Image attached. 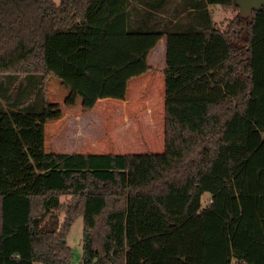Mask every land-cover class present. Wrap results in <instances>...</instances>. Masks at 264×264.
Returning a JSON list of instances; mask_svg holds the SVG:
<instances>
[{"label":"trees","instance_id":"1","mask_svg":"<svg viewBox=\"0 0 264 264\" xmlns=\"http://www.w3.org/2000/svg\"><path fill=\"white\" fill-rule=\"evenodd\" d=\"M246 20L235 0H0V264H70L78 216L82 264H264V7ZM162 38L164 152H47L50 75L123 98Z\"/></svg>","mask_w":264,"mask_h":264},{"label":"rangeland","instance_id":"2","mask_svg":"<svg viewBox=\"0 0 264 264\" xmlns=\"http://www.w3.org/2000/svg\"><path fill=\"white\" fill-rule=\"evenodd\" d=\"M54 2L60 3L61 0ZM231 16L232 13H217L219 26L227 28ZM163 58L165 65V57ZM154 60V65L161 64L160 59ZM130 79L127 81L126 90L128 101L124 103L102 92L101 89H98L99 93L96 89L92 90L89 85L94 88L96 86L85 75H50L45 83L47 152L121 154L164 152L165 97L163 99L160 93L147 89L146 85L140 89L139 80L130 82ZM150 87L152 88L151 84ZM163 93L165 96V87ZM72 103L78 105L77 110L71 106ZM66 106L73 110L69 115L65 114V111L68 112ZM210 196L209 193L203 196V205L209 203ZM69 199L70 196H63L62 202ZM60 218L62 219V216ZM83 232L84 219L83 216H78L67 237L68 245L72 249L70 264H82Z\"/></svg>","mask_w":264,"mask_h":264},{"label":"crops","instance_id":"3","mask_svg":"<svg viewBox=\"0 0 264 264\" xmlns=\"http://www.w3.org/2000/svg\"><path fill=\"white\" fill-rule=\"evenodd\" d=\"M210 9H211L212 14L214 16V20L216 21V23L219 26V23L217 22L216 15H217V13H223L224 11H222L219 7H217V8H210ZM227 13L234 14L233 12H227ZM232 17L233 16H231V18ZM221 29H225V28H221ZM165 54H166V39L165 38H162L157 43V45L148 53V59H149L148 63L150 64L151 68L148 71H146V72H144V73H142V74H140L138 76H134V77H132L129 80L130 82L131 81H134V80L135 81H138L139 80L138 82L141 83V85L139 86L140 89H141L142 86L144 88V86L146 85L147 86V89H151V90H153V92H158L161 95H163V99L165 97L164 96V93H163V89L165 87V73H164V70H165V67H166V59H165V65H164V58L163 57H165ZM154 59H160L161 64L154 65L153 64V61H155ZM150 84L152 85V88L150 87ZM89 87L92 90L96 89V92L99 93L97 87L94 88V86H92V85H89ZM127 87H128V85H127ZM101 91L102 92H106L107 94H110L111 97H113L115 99H119V100L123 101L124 103H127V101H128L127 100V95H125V97H123V98H117V97L113 96L112 92L106 90L105 88L104 89H101ZM160 94H159V96H160ZM153 95H154V93H152V96ZM164 102H165V100H164ZM76 103H72V105H71V106L75 107L74 110H77V108H78V105ZM164 107H165V104H164ZM66 108H68V112L65 111V114L66 115H69V113H71L73 110L70 107H68V106H66ZM163 122H164V120H163ZM90 153H94V152H90Z\"/></svg>","mask_w":264,"mask_h":264},{"label":"water","instance_id":"4","mask_svg":"<svg viewBox=\"0 0 264 264\" xmlns=\"http://www.w3.org/2000/svg\"><path fill=\"white\" fill-rule=\"evenodd\" d=\"M239 7V16L246 18V25L253 20V12L261 11L264 7V0H235Z\"/></svg>","mask_w":264,"mask_h":264}]
</instances>
